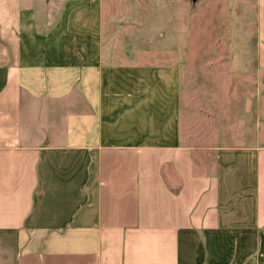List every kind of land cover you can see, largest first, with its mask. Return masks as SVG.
Returning <instances> with one entry per match:
<instances>
[{
  "label": "crops",
  "instance_id": "1",
  "mask_svg": "<svg viewBox=\"0 0 264 264\" xmlns=\"http://www.w3.org/2000/svg\"><path fill=\"white\" fill-rule=\"evenodd\" d=\"M33 19L23 0H0V264H264V139L197 144L176 54L109 66L84 57L77 84L73 55L43 45Z\"/></svg>",
  "mask_w": 264,
  "mask_h": 264
},
{
  "label": "rangeland",
  "instance_id": "2",
  "mask_svg": "<svg viewBox=\"0 0 264 264\" xmlns=\"http://www.w3.org/2000/svg\"><path fill=\"white\" fill-rule=\"evenodd\" d=\"M23 6L33 13L43 45L53 42L73 55L65 66L77 84L84 57L109 66L136 57L161 63L176 54L187 78L182 88L198 90L187 92V104L197 103L196 111L188 109V118L197 121L188 119L187 129L197 131V144L252 147L258 135L264 139V126L258 127L264 103L259 106L256 91L255 0H199L195 10L186 0H23ZM45 48L35 46V55ZM206 90L219 102V113L202 105Z\"/></svg>",
  "mask_w": 264,
  "mask_h": 264
},
{
  "label": "water",
  "instance_id": "3",
  "mask_svg": "<svg viewBox=\"0 0 264 264\" xmlns=\"http://www.w3.org/2000/svg\"><path fill=\"white\" fill-rule=\"evenodd\" d=\"M186 1H189L190 2V5H191V9L192 10H195L196 9L197 4L199 2V0H186Z\"/></svg>",
  "mask_w": 264,
  "mask_h": 264
}]
</instances>
